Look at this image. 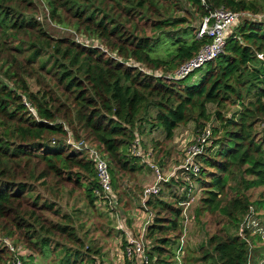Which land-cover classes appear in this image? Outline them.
<instances>
[{
  "label": "trees",
  "instance_id": "16d2710c",
  "mask_svg": "<svg viewBox=\"0 0 264 264\" xmlns=\"http://www.w3.org/2000/svg\"><path fill=\"white\" fill-rule=\"evenodd\" d=\"M47 4L54 24L101 46L52 36L37 18L36 0H0V264H14L3 240L17 237L32 251L41 250L40 256L64 252L60 264L96 263L89 255L101 250L90 243L89 233L80 237L74 219L79 212L61 215L49 201L40 206L36 190L50 180L58 188L70 183L85 192L91 206L105 204L97 194L95 162L78 144L107 155L118 193L117 176L142 169L132 148L140 141L147 152L146 125L172 140L177 129L191 123L197 137L211 131L204 153L196 158L200 172L189 173L201 193L195 219L204 227L202 219L213 217L216 230L185 264H249L251 242L255 249L264 245L253 226L244 229L245 237L239 234L247 218L258 224L257 230L264 229L255 210L264 209V192L252 198L264 188V0ZM220 9L247 16L232 30L224 52L206 64L199 81H191L192 75L176 79L212 42L198 38L199 28L185 27L188 16L204 18ZM187 182L173 178L165 186L170 192L175 186L186 188L183 194L146 201L153 214L146 232L148 252L159 264H174L183 230L181 203L194 189ZM115 196V212L108 203L103 210L114 214V222L117 213L124 226L130 225V216H123V195ZM46 212L61 215L60 221L49 220ZM55 239L61 243L53 246ZM263 257L261 252L254 260Z\"/></svg>",
  "mask_w": 264,
  "mask_h": 264
},
{
  "label": "rangeland",
  "instance_id": "374dc122",
  "mask_svg": "<svg viewBox=\"0 0 264 264\" xmlns=\"http://www.w3.org/2000/svg\"><path fill=\"white\" fill-rule=\"evenodd\" d=\"M36 3L38 8V20L44 25L46 30L55 38H72L77 42L86 43L90 46H101V44L98 43L96 40L88 41L83 36L76 34L74 31L65 29L59 25L54 24L49 19L47 0H36ZM184 6L190 12V8H188V6L186 5ZM255 18L261 19L259 16H255ZM201 22L202 18L200 16L192 14V16H188V23L185 27H190L196 32ZM181 29L183 30L184 28ZM176 36L177 35H175V37ZM161 54L164 56L165 52H161ZM259 58H262V55H259ZM206 69L207 66L205 65L202 69L197 70L195 73L191 74V81H199L200 77L204 74ZM33 88L34 90H37V87L35 85H33ZM233 110L234 109H232V111ZM209 111L213 112L214 106L210 105ZM153 115H155V111H153ZM144 130L145 134L143 136V142L147 146L146 151L148 153H145L143 151L142 153L146 155H151L150 159H153L154 163L162 170V173L165 178H170V180L174 178L175 181L182 180L184 182H187L186 179L188 178V176H186L180 170V167L182 165L184 166V164L186 163V159L190 156V148L195 144V138H197L196 126L191 123L188 126L180 127L175 131V135L172 140H166V135L164 131L154 129L151 125H146ZM100 153L104 158L107 159V155L105 153H103L102 151H100ZM139 164L142 169L136 172L134 175L117 176L118 182L116 183V190L118 189L117 191L119 192H115V194H119L120 196L125 194L127 197L133 196L135 194L138 199L134 202V204L128 207V209L130 211L133 210L134 212H140V214L137 215V218H140L141 221H146L148 220V216L152 213L150 210V212H146L142 208V192L147 186L154 184V181H156V176L153 174L148 165H146V163L141 161L139 162ZM174 173L175 175L172 176ZM187 183H190L194 187L193 191L189 195H187L186 199V201L191 204V206L189 207L191 211L187 213L188 217L190 216V218L188 219L189 222L185 221L188 231L184 238L185 247H187L186 252H188V258V256H195L193 253L197 252V249L199 248L200 244L204 242L206 235L214 234L216 227L213 224L215 223L213 217L209 215L202 219V222L205 223L204 227L202 226L201 222H198L195 219V210L199 207L201 200V193L199 189L200 186L192 182V179H189ZM161 188L162 193L160 195V198H170L169 194L172 192L177 194H183V192L186 191V188L181 189L180 187L175 186L171 189L172 192H170V188H167V186H165V183L162 184ZM261 192H264V188L261 191H257L252 195L253 200L259 199ZM141 194L142 198L140 197ZM35 195H40L42 198L39 202L40 206L44 204V201L55 202L57 206L56 208L61 212V215L72 216L74 211L79 212V216L74 217V219L76 220L75 223L77 224L78 229L80 228V237L85 239L86 233H89L88 238H90V243L94 246V248H99L101 250L100 255H95L94 252L89 255L90 258H93L95 260L94 262H96L93 264L118 263L119 257L121 256L120 252H122V246H120V244L123 242L122 238H124V235L123 231L117 229V221L121 220V222H124V218L122 216L120 217L119 215H117L114 222L109 212L103 210V207L98 203H96V206H91L88 202L85 192L80 189H77L74 185L70 183L63 185L61 188H58L55 186V183L50 180L47 184V187L38 188L35 192ZM139 200L141 201V203H139ZM261 200L262 199H260V201ZM126 205L127 203L122 202L123 209L125 208L123 216H126V218L128 219V217L130 216L129 214H131L132 212L128 213L125 207ZM255 210H258L260 214L258 215V219L264 225V209H260L258 206H255ZM44 214L49 220L53 222L60 221L61 215L55 216L52 213L48 212ZM130 220H132L131 216ZM183 227L184 221L182 222V228ZM3 242L5 243L4 246H8L9 243L11 247H13L16 251L19 250L21 252L30 253L29 257L27 258L24 264H60V260L64 255V252H52L49 253L47 256H40L39 252H41V250L32 251L28 248L27 243L21 237L13 239L7 238L3 240ZM57 242L61 243V239H55V241H53V246H55ZM63 242L65 245L71 246L69 245V243H67L66 240H63ZM178 246L180 245L176 244L174 252L177 251ZM257 246L258 247L255 249L252 245V242L250 244L252 252V264H257V261L254 260V257L258 256L261 252L264 255V245H261L259 243ZM31 256H34L33 260H30Z\"/></svg>",
  "mask_w": 264,
  "mask_h": 264
},
{
  "label": "built area",
  "instance_id": "2783aa9c",
  "mask_svg": "<svg viewBox=\"0 0 264 264\" xmlns=\"http://www.w3.org/2000/svg\"><path fill=\"white\" fill-rule=\"evenodd\" d=\"M246 16L247 15L244 13H234L225 9H220L202 18V22L199 26L198 38L203 39L204 37H206L208 39H211L212 42L203 47L193 60L184 65L176 73L175 78L181 80L185 79L189 75L193 74L196 70L203 68L206 64L215 60L220 54H222L224 52V48L232 30ZM210 136L211 131L207 130L202 135L195 138V144L191 146L189 151L190 156L186 159V163L184 164V166L182 165L180 167V170L186 176H188V180L191 179L189 173L198 174L200 172V166L198 165L196 158L197 156L202 155L204 153V148L209 143L208 140ZM77 146L79 150L85 151L90 154V156L95 162V168L97 171V178L100 187L97 194L103 195L106 200L105 204L99 203V205L105 208V205L108 203L115 212V208L113 207V205L115 204L116 196L113 189V181L111 177V168L109 161L101 155L100 150L95 146L86 143L78 144ZM142 151L145 152L143 149H141L140 141H136L132 148L133 155L141 159L142 162L146 163V165H148L153 174L156 176V181H154V184L147 186L143 191L142 208L146 212H150L149 209L146 207V201L151 197L160 196L162 192V184L168 183L170 181V178H165L162 173V170L154 163L153 159H150L151 155L143 154ZM174 175L175 173L172 176ZM187 179L186 181H188ZM188 192L189 193L187 195H189L192 190ZM187 195L184 196V200L181 203V207L183 208L182 222L184 221V227L182 231L183 235L178 243V245L180 246H178L177 251L174 254V264H185V259L187 257V247H185L184 238L187 234L188 229L185 224V221L189 222L188 219L190 218V216L188 217L187 213L191 211V209H189L191 204L186 201ZM117 215L119 214L116 213L115 218ZM111 216H114V214H111ZM152 218L153 214L148 216V220L145 221L144 226L140 229L138 235H125L124 238H122L123 241L126 242V244L124 245V243H121L122 252H120L121 256L119 257V261L117 264H159L156 258H150L148 252L149 245L146 241L147 228L151 224ZM117 224L118 230H123L124 232H126L124 228L125 226L123 222H121V220H118ZM252 226L255 232L258 231L262 234V237L264 239V229L259 228L257 230L258 224L255 221H251V218L245 219L244 223L240 228V236L245 237L244 229H250ZM8 246L11 251H13V263L24 264L27 260V257L29 256V252H21L19 250L16 251L13 247H11L9 243ZM249 264H252L251 257ZM257 264H264V257L262 258V260L259 259Z\"/></svg>",
  "mask_w": 264,
  "mask_h": 264
},
{
  "label": "crops",
  "instance_id": "0c3cea01",
  "mask_svg": "<svg viewBox=\"0 0 264 264\" xmlns=\"http://www.w3.org/2000/svg\"><path fill=\"white\" fill-rule=\"evenodd\" d=\"M137 196H135V194L133 196H126L125 194H123V203H127L126 210L128 211V213L132 212L130 214V216L132 217V220L130 222V225H126L125 231L124 232V236L126 235H131V236H135L138 235L140 229L144 226L145 221H141L140 218H137V215L140 214V212H134L133 210H129L128 207H130L132 204H134L135 201H137ZM139 203H141V201L139 200ZM134 219V220H133ZM126 238V237H125ZM121 246V244H120Z\"/></svg>",
  "mask_w": 264,
  "mask_h": 264
}]
</instances>
